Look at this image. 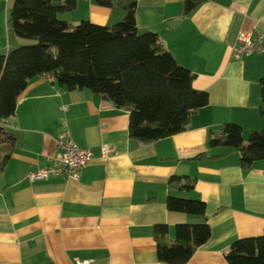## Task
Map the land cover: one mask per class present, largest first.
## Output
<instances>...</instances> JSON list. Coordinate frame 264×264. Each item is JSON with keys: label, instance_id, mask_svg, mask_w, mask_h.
Returning a JSON list of instances; mask_svg holds the SVG:
<instances>
[{"label": "crops", "instance_id": "0c3cea01", "mask_svg": "<svg viewBox=\"0 0 264 264\" xmlns=\"http://www.w3.org/2000/svg\"><path fill=\"white\" fill-rule=\"evenodd\" d=\"M14 0H0V52L23 40L8 28ZM182 0H135L138 29L154 31L178 64L193 74L192 86L208 93L186 130L149 143L128 133V111L87 88L68 90L48 76L28 81L14 113L5 121L15 136L12 154L0 170V264H169L159 261L153 227L199 223L198 215L169 211L167 196L205 203L210 237L184 264H227L224 253L239 238L264 231V158L250 168L230 147L210 148V131L225 122L251 130L264 127L259 115V79L264 52L235 59L231 45L240 33H264V0L205 1L189 15ZM124 11L77 0L58 18L112 25ZM178 20L171 27L167 22ZM264 42V40H263ZM72 140L93 153L78 179L29 173L58 155L56 139ZM113 148L108 157L101 147ZM203 154V155H202ZM210 155V157L207 156ZM194 179V188H168L172 175Z\"/></svg>", "mask_w": 264, "mask_h": 264}, {"label": "trees", "instance_id": "16d2710c", "mask_svg": "<svg viewBox=\"0 0 264 264\" xmlns=\"http://www.w3.org/2000/svg\"><path fill=\"white\" fill-rule=\"evenodd\" d=\"M205 1L219 0H182V16ZM94 2L123 10L124 16L112 25L89 20L73 24L59 19L58 14L74 10L77 0H14L8 16L9 31L30 43L0 52V170L16 140L5 121L14 113L18 95L37 76H48L68 90L87 88L115 107L127 110L128 133L137 143L153 142L186 130L191 116L208 103V93L192 86L194 74L177 63L154 31L138 35L135 0ZM259 101L258 112L264 118V75L259 79ZM207 144L210 148L235 149L240 166L248 169L264 158V127L251 130L243 142L242 127L225 122L218 131L209 132ZM168 188L190 191L194 179L172 175ZM166 208L203 218L199 223L176 224L171 241H166V224L153 227L159 261L184 264L210 237L205 203L169 195ZM224 258L227 264H264V231L234 240Z\"/></svg>", "mask_w": 264, "mask_h": 264}, {"label": "built area", "instance_id": "2783aa9c", "mask_svg": "<svg viewBox=\"0 0 264 264\" xmlns=\"http://www.w3.org/2000/svg\"><path fill=\"white\" fill-rule=\"evenodd\" d=\"M264 33L254 35L240 33L231 45V56L239 59L243 56L264 52ZM58 155L45 167L36 172L29 173L30 180L46 179L50 176L67 179H78L80 171L92 160L93 153L85 147L75 143L68 130H62L56 139ZM113 151L109 145L101 147V155L108 157ZM73 264H89V260L77 259Z\"/></svg>", "mask_w": 264, "mask_h": 264}, {"label": "water", "instance_id": "95a60500", "mask_svg": "<svg viewBox=\"0 0 264 264\" xmlns=\"http://www.w3.org/2000/svg\"><path fill=\"white\" fill-rule=\"evenodd\" d=\"M177 21H178V20H171V21L167 22V25H168L169 27H171V26H172L173 24H175ZM147 31H148L147 29H138V30H137V33H138V35H141V34L146 33Z\"/></svg>", "mask_w": 264, "mask_h": 264}, {"label": "rangeland", "instance_id": "374dc122", "mask_svg": "<svg viewBox=\"0 0 264 264\" xmlns=\"http://www.w3.org/2000/svg\"><path fill=\"white\" fill-rule=\"evenodd\" d=\"M28 43H30V40H28V41H25V44H28Z\"/></svg>", "mask_w": 264, "mask_h": 264}]
</instances>
